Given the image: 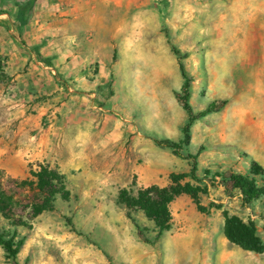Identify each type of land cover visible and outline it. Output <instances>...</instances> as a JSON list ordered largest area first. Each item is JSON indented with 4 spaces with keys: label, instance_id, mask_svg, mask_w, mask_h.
<instances>
[{
    "label": "rangeland",
    "instance_id": "374dc122",
    "mask_svg": "<svg viewBox=\"0 0 264 264\" xmlns=\"http://www.w3.org/2000/svg\"><path fill=\"white\" fill-rule=\"evenodd\" d=\"M27 2L0 0V144L28 148L25 161L0 160V179L17 193L12 180L46 163L65 175L71 199H59L31 227L16 230L0 219V233L26 237L18 263L264 264V253L224 235L227 211L254 222L264 241V197L246 207L227 184L233 172L252 177L251 160L264 167V0H36L24 12ZM166 31L188 54L194 110L226 104L195 122L183 149L197 155L209 213L178 196L172 227L158 239L143 212H134L139 227L128 217L119 192L169 186L172 174L190 172L189 161L148 137L179 142L188 117L175 94L184 80ZM52 40L65 51L64 63L48 57L60 89L51 95L44 80L24 81L32 68L12 61L28 49L42 60L39 50ZM42 134L44 147L36 149L30 137ZM0 264H14L1 246Z\"/></svg>",
    "mask_w": 264,
    "mask_h": 264
},
{
    "label": "trees",
    "instance_id": "16d2710c",
    "mask_svg": "<svg viewBox=\"0 0 264 264\" xmlns=\"http://www.w3.org/2000/svg\"><path fill=\"white\" fill-rule=\"evenodd\" d=\"M35 2L36 0H28L23 7L24 12L29 11ZM166 37L178 60L184 80L181 91L175 94L188 117L185 126L182 128L183 138L181 141L176 142L168 138H160L156 134H151L148 137L159 147L170 149L176 156L189 161L190 172L172 174L171 184L167 187L152 185L139 189L137 194L132 189H122L119 192V201L126 206L128 217L137 225L134 212H143L154 223L158 239L172 227L170 204L178 196L182 194L190 196L200 212L209 213V210L201 203V194L205 193V189L199 185L201 180L198 177L197 155H184L183 149L190 144L191 128L195 122L218 111L226 104L225 101H213L202 111L196 112L194 110L190 103L193 79L184 63L188 54L183 53L181 49L171 43L168 31H166ZM46 62L50 63L48 60ZM56 78L60 87L68 88L63 78L58 74ZM77 93L82 94V92ZM37 167L36 170L31 167L30 177L27 179L12 180L18 189L17 193L7 188L0 179V219L9 221L16 230L20 227H31V222L40 215L46 212H54L59 199L65 201L71 199V192L67 187L64 174L46 163H39ZM250 174L252 177L233 172L227 178V184L236 191L242 204L246 207L253 206L255 202L264 197V167L259 162L251 160ZM188 177L198 185L190 182L183 184L182 181ZM224 219V235L229 242L245 251L264 253V241L258 235V228L254 222H245L241 217L230 215L227 211L224 212ZM66 220L75 229L72 220L70 218H66ZM137 227L139 226L137 225ZM25 239L26 237H22L18 232L11 234V231L8 230L0 233V246L5 250L7 258L12 260L14 264H19L18 255Z\"/></svg>",
    "mask_w": 264,
    "mask_h": 264
},
{
    "label": "crops",
    "instance_id": "0c3cea01",
    "mask_svg": "<svg viewBox=\"0 0 264 264\" xmlns=\"http://www.w3.org/2000/svg\"><path fill=\"white\" fill-rule=\"evenodd\" d=\"M56 31V32H53ZM52 36H56L59 34L58 30H51V32H49ZM42 35L40 34L39 36H34L32 38V45H36L39 46L40 45V38ZM46 39V38H45ZM31 45V44H30ZM38 49V48H37ZM30 49H28L26 51V58H22L20 60H16V61H12V65H18L19 67L23 66H29L30 68H32L30 70V73H28V78L24 79V81H33V83L38 84L40 82V80H44V84L42 87H44V93L47 94H58V91L60 90L58 88V86L55 83L54 80V71H52V67H50L46 60L50 61V59L48 58L50 55H60V52L65 51V46L61 43H59L57 40H52L51 42H48L47 45H45L43 48H40L39 53H41L42 56V60L39 59V56H37V54L35 52H31L33 54L30 53ZM62 55L59 56L58 60L60 61L59 64L64 63V60L62 59ZM48 58V59H46ZM46 59V60H45ZM71 63H74V66L77 65V56H75ZM20 76V75H19ZM223 81V80H222ZM32 83V82H30ZM47 90V92H46ZM41 91V89H40ZM62 92H60L61 94ZM59 94V95H60ZM45 113V112H43ZM24 121H30V118L26 117L24 118ZM46 133V132H45ZM44 133V134H45ZM47 136V134H45ZM45 135H41L40 137H30L31 139H34V146L36 149H42V147H44L41 143L43 141V138L46 137ZM28 152V148L26 145H23V147H21L20 145L18 146L17 150L12 151L11 146L10 145H1L0 144V160L2 158H5L8 161H10L11 159H13V157H18V160H22L25 161V157L27 156ZM167 185L163 186L166 187Z\"/></svg>",
    "mask_w": 264,
    "mask_h": 264
}]
</instances>
